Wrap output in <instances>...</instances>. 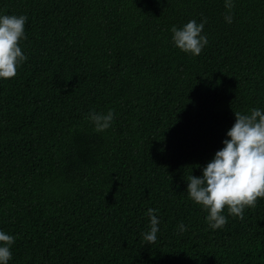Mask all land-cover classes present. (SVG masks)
Here are the masks:
<instances>
[{
    "label": "trees",
    "instance_id": "16d2710c",
    "mask_svg": "<svg viewBox=\"0 0 264 264\" xmlns=\"http://www.w3.org/2000/svg\"><path fill=\"white\" fill-rule=\"evenodd\" d=\"M227 11L224 0H0L28 18L27 60L0 81L8 264H264V198L212 230L186 193L234 113L264 109V0H234L230 24ZM202 17L208 43L186 55L169 29ZM109 108L111 126L95 131L89 110Z\"/></svg>",
    "mask_w": 264,
    "mask_h": 264
},
{
    "label": "clouds",
    "instance_id": "9594fccd",
    "mask_svg": "<svg viewBox=\"0 0 264 264\" xmlns=\"http://www.w3.org/2000/svg\"><path fill=\"white\" fill-rule=\"evenodd\" d=\"M234 0H224L228 10L223 19L232 22L230 9ZM27 16L0 12V81L15 76L17 69L27 60L20 43L26 39L25 23ZM206 18L199 22L194 19L177 27L172 25L171 43L186 55L197 56L207 45L208 38L202 30ZM234 123L227 129L222 147L215 151L212 158L200 169L201 175L191 173L186 177L188 198L206 212L204 217L208 228L216 230L227 222L224 215L241 218L246 207L253 206L257 198H264V109L251 108L245 113L235 112ZM86 119L97 132L107 130L114 119V111L89 110ZM158 210L147 208V230L141 232L146 244L156 240L159 217ZM183 221H179L176 230H186ZM15 237L0 230V264H8L12 257L11 246Z\"/></svg>",
    "mask_w": 264,
    "mask_h": 264
}]
</instances>
